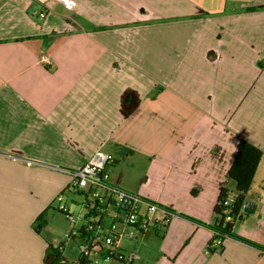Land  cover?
I'll return each mask as SVG.
<instances>
[{
  "label": "crops",
  "instance_id": "crops-1",
  "mask_svg": "<svg viewBox=\"0 0 264 264\" xmlns=\"http://www.w3.org/2000/svg\"><path fill=\"white\" fill-rule=\"evenodd\" d=\"M65 1L42 20L0 0V264L77 263L47 221L62 192L83 211L63 170L98 151L111 185L164 208L119 242L135 264H264V156L235 236L209 250L239 145L264 153V0Z\"/></svg>",
  "mask_w": 264,
  "mask_h": 264
},
{
  "label": "built area",
  "instance_id": "built-area-1",
  "mask_svg": "<svg viewBox=\"0 0 264 264\" xmlns=\"http://www.w3.org/2000/svg\"><path fill=\"white\" fill-rule=\"evenodd\" d=\"M41 4L44 9L39 14V18L44 20L49 14L51 4L58 2L66 7L71 5L65 0H34ZM244 3H251L254 0H233ZM41 62L49 63L47 55L41 56ZM10 158L22 161L27 166H35L37 161L8 154ZM113 161L112 155L108 152L98 151L88 160V162L74 170H63L71 175L72 182L68 187V192L83 197L82 209L76 215L64 200V192L60 193L55 202L57 209L63 213L72 226L71 232L65 236L68 242H74L79 250V259L76 264H80V258L85 259L88 263H111L114 260L125 264H135L139 255L135 252L125 254L119 250V242L126 237H133V232L149 231L157 225L155 215L158 211L164 209L156 202L146 200L139 194L125 191L110 184V173L108 167ZM80 194V195H79ZM237 202L235 194L229 193L224 201L223 206L226 214L225 222L232 223L239 220L248 209V203L244 202L239 209L235 219L233 208ZM85 209V210H84ZM170 217L166 218V223ZM77 223L80 225L77 227ZM89 223L95 224L93 228ZM85 226V237L80 233L81 226ZM162 225V224H161ZM61 244H57V248ZM224 240L214 238L209 244V250L221 249Z\"/></svg>",
  "mask_w": 264,
  "mask_h": 264
},
{
  "label": "trees",
  "instance_id": "trees-1",
  "mask_svg": "<svg viewBox=\"0 0 264 264\" xmlns=\"http://www.w3.org/2000/svg\"><path fill=\"white\" fill-rule=\"evenodd\" d=\"M262 68L264 69V64ZM263 156L264 153L262 152V150L248 141H242L239 145L236 157L229 171V177L235 183V191L231 192L228 189L224 188L219 195L217 204L214 209L217 220L215 238H221L222 240H225L227 237L235 236L233 234V224L235 222H225L226 214L224 213V211L226 208H224L223 206V201L229 193H234L236 195L237 202L233 208L232 214V216L236 219L240 207L245 202V196L253 183ZM89 225H91L93 228L96 227V225L92 223H89ZM85 230L86 227L82 225L80 229L82 237H85L83 235L85 234ZM80 264L89 263L87 260L80 258Z\"/></svg>",
  "mask_w": 264,
  "mask_h": 264
},
{
  "label": "rangeland",
  "instance_id": "rangeland-1",
  "mask_svg": "<svg viewBox=\"0 0 264 264\" xmlns=\"http://www.w3.org/2000/svg\"><path fill=\"white\" fill-rule=\"evenodd\" d=\"M77 196L78 195H76L75 198H81V197H77ZM72 197H73V195L70 194V193L64 194V200L68 204V206H70L72 204L69 201V198L71 199ZM72 205H74V206H72ZM72 205L71 206L74 209L73 210L71 209V210L73 212L75 210L76 212H74V213L76 215H78L80 213V212H78L79 209H80V207H79L80 205H77V206H75V204H72ZM54 206L57 207L56 202H55ZM54 206L49 211L50 215H49V218H48V221H47L48 225H49V228L48 227H46V228H48L49 230H51L52 232L57 234L59 239H62L64 241V243H65V241H67V240H66V238H64V235L66 233H68V232H71L72 226H71L70 222L67 220L66 216L63 213H61L57 208H54ZM54 215H55V218H54ZM56 218H58V219H56ZM62 220H63V222H62ZM79 225H80V223H77V227ZM125 242H127V241L124 240L123 244H125ZM68 246H69V249H67V251H69V254L70 253H74V256H75L76 253H78V251H79L77 246H76V244L71 241V242H69Z\"/></svg>",
  "mask_w": 264,
  "mask_h": 264
}]
</instances>
